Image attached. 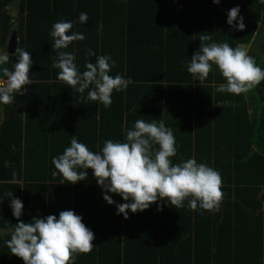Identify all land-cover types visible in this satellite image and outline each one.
<instances>
[{"label":"trees","instance_id":"trees-1","mask_svg":"<svg viewBox=\"0 0 264 264\" xmlns=\"http://www.w3.org/2000/svg\"><path fill=\"white\" fill-rule=\"evenodd\" d=\"M258 1L251 6L250 0H0L6 66L16 61L7 51L14 29L17 47L33 60V83L11 104H0V228L13 230L18 222L7 197L12 192L23 203L24 222L58 217L62 210L82 217L95 239L92 251L77 255L74 264H264V81L236 95L216 91L226 80L214 64L203 82L187 71L201 34L231 47L248 42L263 12ZM237 5L243 31L226 22L227 11ZM81 11L87 23L78 22ZM61 19L73 21L68 34L85 36L61 49L74 54L81 72L86 57L95 63L96 56L108 55L115 61L109 75L131 78L126 90L113 91L110 107L87 99L88 89L80 94L57 78L50 31ZM88 49L96 55L87 56ZM137 119L163 120L172 129L173 164L195 158L221 174L218 211H193L187 200L176 209L159 200L129 211L125 219L103 199L91 169L87 180L75 184L52 176V158L70 146L73 135L99 152L107 139L125 142L122 124L130 128ZM10 235L0 234V264H24L5 244Z\"/></svg>","mask_w":264,"mask_h":264},{"label":"clouds","instance_id":"clouds-1","mask_svg":"<svg viewBox=\"0 0 264 264\" xmlns=\"http://www.w3.org/2000/svg\"><path fill=\"white\" fill-rule=\"evenodd\" d=\"M212 2L218 4L220 0ZM260 2L264 3V0ZM77 20L81 24L87 23L88 14L81 11ZM226 22L237 31L244 30L238 5L227 11ZM72 28L71 20L61 19L52 24V48L57 52L52 67L59 70L57 78L80 94L88 89L87 99L99 101L105 108L110 107L113 91L126 90L132 80L120 74L109 75L115 61L108 55L96 56L95 63L87 62L86 57V70L81 72L74 63V54L61 50L73 41L85 39L79 32L68 34ZM206 33L199 36V48L187 64V71L194 80H206L214 64L226 80L216 86L217 92L239 95L264 81V69L248 55L243 44L231 47L227 42L217 43L211 34ZM14 55L16 61L10 69L6 66L9 54L0 52V64L4 65L0 68L3 73L0 77L3 81L0 83V104H11L14 95H23L24 86L33 83L29 75L33 63L29 52L16 47ZM94 55L92 49L87 50V56ZM5 77L6 81L3 80ZM122 128L125 142L107 139L99 152L91 151L73 135L70 146L52 158L51 163L56 169L52 176L55 178L60 174L63 178L60 183L75 184L87 180L86 170L91 169L103 191V199L110 205L115 204L116 214H122L125 219L129 211L146 210L159 200L176 209L183 208L187 200L188 208L193 211L198 207L207 211L219 210L223 200L221 174L205 163H198L195 158L173 164L170 158L177 152L176 139L163 120L146 122L137 119L130 128L125 121ZM108 193L117 194L126 202L117 203ZM7 197H11L12 215L18 222L5 244L24 264H74L77 255L92 251L95 235L73 210H62L58 217L49 214L24 222L19 219L23 211L22 201L12 192H8ZM157 210H162L159 204Z\"/></svg>","mask_w":264,"mask_h":264},{"label":"crops","instance_id":"crops-1","mask_svg":"<svg viewBox=\"0 0 264 264\" xmlns=\"http://www.w3.org/2000/svg\"><path fill=\"white\" fill-rule=\"evenodd\" d=\"M254 1L259 3L258 0H252V1L250 0V2H252L251 6H254V5L258 6L257 4L253 3ZM261 5H262V7L260 8V10H262L263 12L261 13L260 19L257 21L255 32H254L252 38L248 42L242 43V44L246 47L248 55H250L252 57L258 55V57H257L258 62L260 63V66L262 67V69H264V21H263L264 20V3H261ZM14 32H15V39H16V30L15 29H14ZM11 35H12V33L10 34V36ZM9 39H10V37H9ZM11 44H12V46H14V48H16L17 47V39H16L15 44H14V42H12ZM7 45H8V42H7ZM14 51H15V49H14ZM11 53H14V52H11ZM222 102L225 104L228 103V101L225 100V101L218 102L217 104L222 103ZM2 118H3V111H2ZM253 149H255V147H253Z\"/></svg>","mask_w":264,"mask_h":264},{"label":"water","instance_id":"water-1","mask_svg":"<svg viewBox=\"0 0 264 264\" xmlns=\"http://www.w3.org/2000/svg\"><path fill=\"white\" fill-rule=\"evenodd\" d=\"M12 42H14V44L16 43V39H15V32L13 31L12 32V35L10 36V39H9V41H8V45H7V51L8 52H14V46H12ZM13 44V45H14ZM4 67V65L3 64H0V68H3ZM3 76V73L2 72H0V77H2ZM2 111H3V107H2V105H0V121H1V119H2ZM12 230H5V229H3V228H0V234L2 235V234H5V233H9V232H11Z\"/></svg>","mask_w":264,"mask_h":264},{"label":"built area","instance_id":"built-area-1","mask_svg":"<svg viewBox=\"0 0 264 264\" xmlns=\"http://www.w3.org/2000/svg\"><path fill=\"white\" fill-rule=\"evenodd\" d=\"M6 81V80H5ZM0 83H3V81H0Z\"/></svg>","mask_w":264,"mask_h":264}]
</instances>
